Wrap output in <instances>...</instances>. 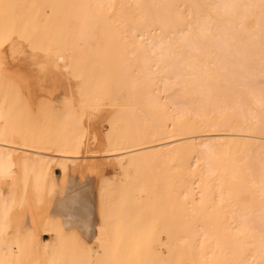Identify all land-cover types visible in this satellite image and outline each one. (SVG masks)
I'll use <instances>...</instances> for the list:
<instances>
[{
    "label": "bare ground",
    "instance_id": "bare-ground-1",
    "mask_svg": "<svg viewBox=\"0 0 264 264\" xmlns=\"http://www.w3.org/2000/svg\"><path fill=\"white\" fill-rule=\"evenodd\" d=\"M0 79L67 131L0 122V264H108L110 159L153 264H264V0H0Z\"/></svg>",
    "mask_w": 264,
    "mask_h": 264
},
{
    "label": "rangeland",
    "instance_id": "rangeland-1",
    "mask_svg": "<svg viewBox=\"0 0 264 264\" xmlns=\"http://www.w3.org/2000/svg\"><path fill=\"white\" fill-rule=\"evenodd\" d=\"M79 83L78 81H76ZM75 82V84H76ZM16 81L9 79H0V88L8 87L15 89ZM62 94L63 90L60 91ZM116 98V103L119 104L121 100V95L113 93ZM56 94H49L48 96H43L37 106L30 107V109L21 112L20 115V104L23 103V99L15 93L0 94V122H3L7 128L12 131L16 136H26L28 138L48 141L51 137L60 133L62 136L67 134L63 128H58L52 121L56 117H49V112L47 107L56 101ZM8 113V116L7 114ZM81 120H87L90 117H94L96 120H101L102 130L106 132L110 129V124L104 119L103 109H96L95 106H87L81 111ZM26 121L28 123H26ZM118 126L122 129L125 128V123L122 120H118ZM110 164L115 166L117 176L114 181L118 183V191L120 192L117 198V204L110 208L109 222V238L106 242L108 247V264H153L152 259L149 256L141 254V249L150 242L152 238L150 235H146L139 243H137L136 233L138 225L145 226L143 230H147L146 226L149 225V218L152 214L149 209L156 202L155 200H149L148 206L146 208L145 215L142 222L136 221V215L138 214L139 206L135 204V201L146 200L149 194L138 195L136 191L134 180L137 177L138 170L134 165H126L125 167H119L110 159ZM151 165L147 166L142 172L145 174V179H150V184L155 183L154 178L149 177L151 172ZM61 172L60 167H55L54 172ZM159 176V180H160ZM125 186L123 191L122 187ZM147 197V198H146ZM111 200V198H109ZM128 200H133L134 206H127ZM124 216L127 217L126 221L123 220ZM143 232V231H142ZM159 251V247H155ZM28 263H34L36 257L34 255H26Z\"/></svg>",
    "mask_w": 264,
    "mask_h": 264
},
{
    "label": "crops",
    "instance_id": "crops-1",
    "mask_svg": "<svg viewBox=\"0 0 264 264\" xmlns=\"http://www.w3.org/2000/svg\"><path fill=\"white\" fill-rule=\"evenodd\" d=\"M56 175L57 176H60L61 175V172L59 171V172H56ZM61 209V208H60ZM62 210L65 212L66 211V206L65 207H62Z\"/></svg>",
    "mask_w": 264,
    "mask_h": 264
}]
</instances>
